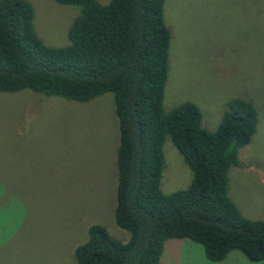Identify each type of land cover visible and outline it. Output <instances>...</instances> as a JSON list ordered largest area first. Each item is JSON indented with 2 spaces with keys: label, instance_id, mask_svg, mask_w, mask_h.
I'll return each instance as SVG.
<instances>
[{
  "label": "rangeland",
  "instance_id": "374dc122",
  "mask_svg": "<svg viewBox=\"0 0 264 264\" xmlns=\"http://www.w3.org/2000/svg\"><path fill=\"white\" fill-rule=\"evenodd\" d=\"M33 30L64 46L78 8L26 0ZM169 30L161 106L197 105L200 125L215 129L230 98L252 103L257 123L226 173L227 196L247 218L264 221V0H164ZM117 124L109 92L85 102L27 89L0 91V264H75L73 248L92 223L118 240L113 221ZM160 190L184 188L191 172L168 138L162 144ZM158 264H264L232 250L205 259L184 238L163 243Z\"/></svg>",
  "mask_w": 264,
  "mask_h": 264
},
{
  "label": "trees",
  "instance_id": "16d2710c",
  "mask_svg": "<svg viewBox=\"0 0 264 264\" xmlns=\"http://www.w3.org/2000/svg\"><path fill=\"white\" fill-rule=\"evenodd\" d=\"M78 8L68 43L48 46L33 30L26 0H0V91L27 89L75 102L109 92L117 124L113 221L125 241L92 223L73 248L75 264H158L163 243L184 238L208 261L232 250L264 260V221L245 217L227 196L226 173L257 123L251 102L233 97L212 131L197 105L164 112L169 30L164 0H54ZM168 138L191 172L188 184L160 190Z\"/></svg>",
  "mask_w": 264,
  "mask_h": 264
}]
</instances>
